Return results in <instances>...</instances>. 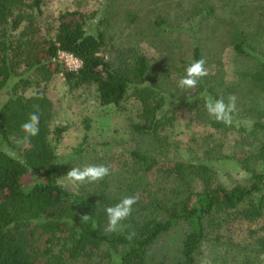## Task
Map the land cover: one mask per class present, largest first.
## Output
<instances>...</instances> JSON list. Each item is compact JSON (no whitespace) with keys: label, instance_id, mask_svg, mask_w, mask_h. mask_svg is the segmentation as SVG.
<instances>
[{"label":"trees","instance_id":"1","mask_svg":"<svg viewBox=\"0 0 264 264\" xmlns=\"http://www.w3.org/2000/svg\"><path fill=\"white\" fill-rule=\"evenodd\" d=\"M235 1L226 0L224 6L233 4L236 8ZM73 3L72 8L52 11L45 7L46 0H0V264L107 261L149 264L147 254L152 245L180 225L186 230L175 264H198V250L206 237V218L213 220L223 214L233 219L255 220L262 215L264 139L245 152L247 156L242 163L249 174L244 184L214 183L208 159L181 161L177 158L173 168L162 174L170 178L169 186L157 179L156 190L161 192V197L137 200L131 215L120 222L118 230L106 233L105 208L132 194L113 195L109 189L111 182L106 179L79 185L76 190H69L59 182L61 163L56 143L64 128L50 124L53 105L43 87L60 74L69 91L93 86L99 103L117 110L125 109L127 100L135 97L139 101L140 121L129 127L158 144L151 151L130 152L147 169L171 160L162 146L166 135L160 133L168 123L164 121L168 118L159 113L166 100L164 93L149 82L138 88V83L154 76L145 54H137L130 63L121 66L103 53L106 37L103 24L109 21L104 4L99 10L94 6L85 8L86 1ZM210 3L204 0L198 6L206 8ZM188 7L184 8L185 14L189 13L186 10L191 11V6ZM239 8L250 14L258 11L253 0H242ZM192 15L191 12L188 18ZM235 31L236 39L231 47L237 55L235 59L240 61L238 64L247 68L242 71L247 88L264 92V47L257 45L263 42L258 39L263 30L252 23L250 28L245 26ZM58 51L77 57L81 66L67 69L58 58ZM192 57L193 61L201 58L196 43L192 45ZM197 87L206 92L204 98L221 97L213 91L214 86L207 77ZM217 88L216 85L215 91ZM33 112L39 116V134L23 141L26 134L20 126ZM209 121L216 132L219 128L239 132L242 145L250 146V136L264 133L262 120L255 121L250 129L234 122L225 125L213 118ZM87 136L81 149L88 145ZM81 149L76 155L84 152ZM29 172H36L39 178L25 190L21 180ZM189 176L200 182L199 190L186 189ZM86 214L91 217L87 222L81 219ZM130 233H134L131 240L127 238ZM253 246L256 252L262 251L264 237ZM244 258L249 260L247 255Z\"/></svg>","mask_w":264,"mask_h":264},{"label":"rangeland","instance_id":"2","mask_svg":"<svg viewBox=\"0 0 264 264\" xmlns=\"http://www.w3.org/2000/svg\"><path fill=\"white\" fill-rule=\"evenodd\" d=\"M75 1L78 0H46L45 7L58 11L72 8ZM80 1H86L85 8L94 6L99 10L104 4V11L109 12V21L103 24L106 28L103 53L113 63L124 66L137 54L148 57L154 76L138 83V88L149 82L147 84L164 93L166 102L159 113L168 118L164 120L168 123L160 132L166 135L162 138L163 143L158 142L162 143L171 160H163L147 169L143 162L130 156L132 150L141 152L158 146L155 140L139 135L129 127L140 121L139 101L135 97L127 100L125 109L117 110L101 105L93 86L69 91L62 76L57 74L43 88L53 105L50 124L64 128L56 143L61 163L59 182L69 190H76L65 177L72 167L107 165L110 174L104 179L111 182L109 189L113 195L131 192L138 200L146 201L161 197V192L156 190L157 179L168 187L170 178L164 177L163 171L173 168L180 158L181 161L208 159L214 183L244 184L249 174L242 163L247 156L245 152L260 143L264 133L250 136L251 145L248 146L241 144V135L235 130L226 132L219 128L216 132L209 121L212 118L204 108L206 92L198 87L178 88L177 80L185 75L184 66L193 62L192 45L196 43L201 57L206 60L205 67L209 72L206 77L214 86L213 91L225 100L230 95L237 98V111L232 116L235 125L250 129L255 121H264V92L247 88L242 74L247 68L238 64L240 61L235 59L237 55L231 47L236 39L235 30L245 26L250 28L252 23L263 30L258 35L263 42L257 45L264 47V0H253L258 7L254 14L242 12L239 8L242 0L235 1L236 8L233 4L224 6L226 0H208L211 3L206 8L198 6L204 0ZM188 6L191 11L186 10L189 13L185 14L184 8ZM191 12L193 15L188 18ZM182 60H186V64ZM86 134L88 145L81 149ZM78 149L84 152L76 155ZM38 178L36 172L27 173L21 180L23 188L28 190ZM186 180V189L201 188L200 182L192 177ZM214 219L204 221L206 237L198 250V264H264V249L256 252L253 246L264 237V208L255 220L233 219L223 214ZM185 230L182 225L176 226L156 240L147 254L148 263L175 264ZM113 255L117 253L113 252ZM246 255L248 261L244 258Z\"/></svg>","mask_w":264,"mask_h":264},{"label":"clouds","instance_id":"3","mask_svg":"<svg viewBox=\"0 0 264 264\" xmlns=\"http://www.w3.org/2000/svg\"><path fill=\"white\" fill-rule=\"evenodd\" d=\"M206 60L201 57L194 60L185 68V75L177 80V87L181 89H194L198 82L206 77L209 72L205 67ZM236 96L230 95L225 98H214L209 95L205 99L204 108L211 118L225 125H231L233 113L237 111ZM21 131L26 135L22 138L27 141L30 137L39 134V116L36 113H30L28 119L21 124ZM110 174V168L107 165H86L83 167H72L65 175L67 181L78 187L85 183L97 182ZM136 196H125L114 205L105 208L106 215V233L118 230V225L122 220H126L132 213V207L137 203ZM81 219L85 222L91 219L90 215H82ZM134 233L128 235L131 240Z\"/></svg>","mask_w":264,"mask_h":264},{"label":"built area","instance_id":"4","mask_svg":"<svg viewBox=\"0 0 264 264\" xmlns=\"http://www.w3.org/2000/svg\"><path fill=\"white\" fill-rule=\"evenodd\" d=\"M58 58L63 61L67 69L75 70L81 66V61L70 53L58 51Z\"/></svg>","mask_w":264,"mask_h":264}]
</instances>
